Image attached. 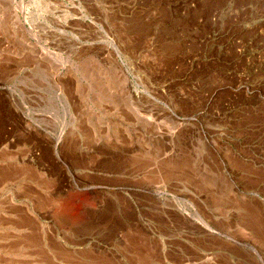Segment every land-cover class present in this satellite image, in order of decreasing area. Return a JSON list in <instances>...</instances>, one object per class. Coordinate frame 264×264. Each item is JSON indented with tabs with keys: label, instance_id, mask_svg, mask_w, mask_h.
I'll use <instances>...</instances> for the list:
<instances>
[{
	"label": "rangeland",
	"instance_id": "1",
	"mask_svg": "<svg viewBox=\"0 0 264 264\" xmlns=\"http://www.w3.org/2000/svg\"><path fill=\"white\" fill-rule=\"evenodd\" d=\"M0 264H264V0H0Z\"/></svg>",
	"mask_w": 264,
	"mask_h": 264
}]
</instances>
